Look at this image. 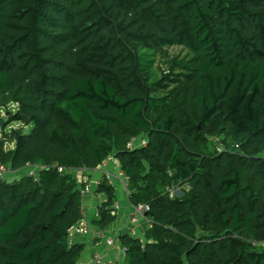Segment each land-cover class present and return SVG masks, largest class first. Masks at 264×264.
Segmentation results:
<instances>
[{
	"label": "trees",
	"instance_id": "trees-1",
	"mask_svg": "<svg viewBox=\"0 0 264 264\" xmlns=\"http://www.w3.org/2000/svg\"><path fill=\"white\" fill-rule=\"evenodd\" d=\"M1 110L0 264H81L110 156L152 222L123 264H264V0H0Z\"/></svg>",
	"mask_w": 264,
	"mask_h": 264
},
{
	"label": "crops",
	"instance_id": "crops-1",
	"mask_svg": "<svg viewBox=\"0 0 264 264\" xmlns=\"http://www.w3.org/2000/svg\"><path fill=\"white\" fill-rule=\"evenodd\" d=\"M120 169L119 162L116 158L107 160L101 166L88 170L87 175L84 176V180H89L91 184L99 182L106 171L115 172ZM81 181V180H80ZM111 182V180H109ZM112 183L115 186L117 193V200L120 203V208L115 212L116 218L113 222L109 224V228L105 229L99 227L93 222L96 218V211L99 205L105 200L106 196L104 193L96 192V184L90 186V191L83 194V206H84V220L89 225H91V231L87 235H81L78 233H70L71 242L83 243L84 250L80 256L79 263L81 264H101L97 262L98 255L101 260H109L107 264H123L121 257L123 253L115 245H109L107 239L113 237L117 242V245H120L119 236L121 233L128 232V218L131 213V202L126 194V191L123 189L121 183L116 178L112 179ZM148 220L146 218H140L137 223H135L134 230L135 235L141 238H144V232L148 228ZM103 233V235H99ZM98 236L100 241L98 243L92 244L90 242L93 237ZM88 244V246H87ZM119 258L121 260H119Z\"/></svg>",
	"mask_w": 264,
	"mask_h": 264
},
{
	"label": "built area",
	"instance_id": "built-area-1",
	"mask_svg": "<svg viewBox=\"0 0 264 264\" xmlns=\"http://www.w3.org/2000/svg\"><path fill=\"white\" fill-rule=\"evenodd\" d=\"M141 141L143 143H145L144 139H142ZM134 143H138V142H136V140L133 139L129 142V145H132ZM109 159H112V156H110ZM59 169L64 170V168L61 166L59 167ZM8 170L9 169L5 164H0V178L3 176V173L8 171ZM34 173H35V171H34V169H32L31 174H34ZM104 174L108 177V180H111V183H112L113 178H116L117 180H119L123 189L126 191V194L128 196V194H129L128 180H127V177L123 174L121 169H118L115 172L106 171ZM84 182H85L84 191L89 192L90 186H91L90 182H87L86 180H84ZM96 183H98V182H96ZM113 207H114L115 212L120 208V203L118 200L115 201ZM149 209H150V206L147 203H138V204L131 203V213H130L128 221H127L128 232L130 234L135 235L134 226H135V223H137V221L140 218H146L148 220V223H149L148 227L151 225L152 222L149 219V217L147 216V211ZM95 215L98 216V211H96ZM90 231H91V228H90L89 224L87 222H85V220H81L80 222L75 224L70 229V233H78L81 235H87L90 233ZM99 235L102 236L103 233H100ZM107 242L109 245H115L117 248H119V250L123 253V255H125V247L122 246L121 244L117 245V242L115 241V239L113 237L108 238ZM96 257H97V262H101V264H104L103 261H100L101 258L98 255H96Z\"/></svg>",
	"mask_w": 264,
	"mask_h": 264
},
{
	"label": "rangeland",
	"instance_id": "rangeland-1",
	"mask_svg": "<svg viewBox=\"0 0 264 264\" xmlns=\"http://www.w3.org/2000/svg\"><path fill=\"white\" fill-rule=\"evenodd\" d=\"M0 115L3 118H6L8 116V114L5 112V110H1L0 111ZM18 126H20V123H18V122L11 123V127H18ZM28 129H29V127H28ZM1 132L2 131L0 130V135H1ZM88 170H91V169L78 168V169L74 170V172L76 173V175L78 176V178L80 180H83L84 176H88L87 175V171ZM24 172H26V169L25 170H22V171H19V172H12L11 170H8V171H6V172L3 173V176L2 177L3 178H6L8 181H12L13 179L18 178ZM104 178H106V180L108 179V177L106 175H103L101 179H104ZM87 182H90V181L87 179ZM95 184L96 183H93L91 185V187L94 186ZM181 191L182 190H181L180 187H176V188H173L171 192H172L173 195H179L181 193ZM116 192L118 193V190H116ZM83 194H85V191H83ZM89 226L91 227V225H89ZM108 228H109V225L105 226V229H108ZM99 241H100V238H98V236H95V237H93V239L90 242H92V244H94V243H98ZM87 246H88V244H87ZM124 256L125 255H123L121 257L122 261L124 259ZM121 259L119 258V260H121ZM103 262H104V264H107L109 262V260H105Z\"/></svg>",
	"mask_w": 264,
	"mask_h": 264
},
{
	"label": "clouds",
	"instance_id": "clouds-1",
	"mask_svg": "<svg viewBox=\"0 0 264 264\" xmlns=\"http://www.w3.org/2000/svg\"><path fill=\"white\" fill-rule=\"evenodd\" d=\"M86 181H87V180H86ZM95 183H96V182H95ZM84 184H85V182H84ZM96 184H97V183H96ZM90 185H92L91 182H90ZM84 187H85V186H84ZM83 191H84V190H83Z\"/></svg>",
	"mask_w": 264,
	"mask_h": 264
}]
</instances>
